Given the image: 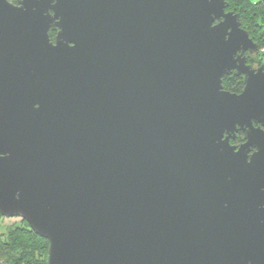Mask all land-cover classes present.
Segmentation results:
<instances>
[{
	"label": "water",
	"instance_id": "1",
	"mask_svg": "<svg viewBox=\"0 0 264 264\" xmlns=\"http://www.w3.org/2000/svg\"><path fill=\"white\" fill-rule=\"evenodd\" d=\"M226 8L0 0V215L46 264H264V65Z\"/></svg>",
	"mask_w": 264,
	"mask_h": 264
},
{
	"label": "trees",
	"instance_id": "2",
	"mask_svg": "<svg viewBox=\"0 0 264 264\" xmlns=\"http://www.w3.org/2000/svg\"><path fill=\"white\" fill-rule=\"evenodd\" d=\"M225 1L227 8L230 7L239 14L241 28L247 31L250 39L257 45L256 54L247 55V62L250 63L257 56L264 59V0ZM11 2L16 3L17 0ZM54 35L55 32L50 30L51 40ZM260 65H264V60ZM222 86L224 90L239 93L243 88L242 76L231 73L222 79ZM230 142L236 144L233 140ZM21 221V227L9 229L0 236V264H46L47 240L32 231L25 221Z\"/></svg>",
	"mask_w": 264,
	"mask_h": 264
},
{
	"label": "rangeland",
	"instance_id": "3",
	"mask_svg": "<svg viewBox=\"0 0 264 264\" xmlns=\"http://www.w3.org/2000/svg\"><path fill=\"white\" fill-rule=\"evenodd\" d=\"M228 11H233L232 8H227ZM263 57L262 56H257V57H253V61H251V65L254 67H258L260 66V62L263 61ZM232 144H235L234 142ZM236 145V144H235ZM18 226H22V221L20 218L17 217H11V218H6V217H2L0 218V236L2 237L3 234H5L9 229L18 227Z\"/></svg>",
	"mask_w": 264,
	"mask_h": 264
},
{
	"label": "flooded vegetation",
	"instance_id": "4",
	"mask_svg": "<svg viewBox=\"0 0 264 264\" xmlns=\"http://www.w3.org/2000/svg\"><path fill=\"white\" fill-rule=\"evenodd\" d=\"M246 55H248V54H246ZM247 64H249V65H251V63H248V62H246ZM252 66V65H251ZM252 67H254V66H252ZM259 67V66H258ZM256 68V67H255ZM237 136H241L242 137V133L241 132H239V133H237L236 134ZM234 141V140H233ZM243 141V140H242Z\"/></svg>",
	"mask_w": 264,
	"mask_h": 264
}]
</instances>
